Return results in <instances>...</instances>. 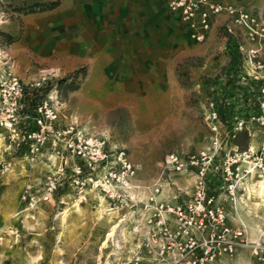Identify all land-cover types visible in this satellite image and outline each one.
<instances>
[{"label":"rangeland","instance_id":"obj_1","mask_svg":"<svg viewBox=\"0 0 264 264\" xmlns=\"http://www.w3.org/2000/svg\"><path fill=\"white\" fill-rule=\"evenodd\" d=\"M234 1L264 11V0ZM52 2L58 3L52 10L33 7ZM164 3L0 0V79L12 72L24 92L50 86L45 97L57 96L61 123L75 120L111 148L124 150L137 167V185L172 182L163 199L175 194V202L188 200L182 192H190L196 174L195 168L184 174L165 171L166 157L206 153L209 194L221 189L230 201L229 185L237 192L236 206L231 202L236 217L226 214L225 220L243 228L236 249L249 255L247 264H264V195L255 191L264 174L254 169L264 147V83L251 92L234 86L238 75L258 74L264 67H229L221 36L212 43L214 53L198 55L195 45L204 42L189 39ZM257 60L264 66V46ZM42 76L47 83L31 87ZM235 93L249 100L230 99ZM211 105L218 113L214 123ZM56 151L48 142L30 162L21 136L12 138L0 126V264H139L140 239L133 231L138 206L107 202L95 192L78 204L69 160L65 165L67 156ZM231 161L226 181L221 177ZM61 169L60 186L43 201L47 177ZM135 196L142 202L145 194Z\"/></svg>","mask_w":264,"mask_h":264},{"label":"built area","instance_id":"obj_2","mask_svg":"<svg viewBox=\"0 0 264 264\" xmlns=\"http://www.w3.org/2000/svg\"><path fill=\"white\" fill-rule=\"evenodd\" d=\"M165 9L187 30L189 39L197 43L205 41L212 17L225 16L224 31L231 37L242 66L255 71L262 67L257 59L264 46V11L225 0H165ZM240 38L248 44V48L239 42ZM250 77L238 75L234 86H245L246 91H253V82L259 77L258 74ZM48 80L42 76L31 87H42ZM260 91L264 96V88ZM23 99V87L9 71L6 78L0 79V106L5 109L4 113L0 112V126L6 128L12 138L21 136L26 145V158L30 162L41 155L48 142L57 149L56 154L61 158L66 155L64 162L67 165L69 160L70 185L76 191L75 201L78 204L85 201L88 192H95L107 202L121 201L125 205L130 203L131 207L138 206L133 231L140 239L141 257L136 259L139 264H213L221 256L233 257L238 240L244 237L243 228L226 226L223 207L208 192L206 165L210 163V158L206 153L186 158L178 154L166 157L165 171L184 174L195 168L196 174L189 193L177 190V193L187 195L188 200L175 202V194L171 199H163L164 193L169 195L166 189L173 185L172 182L163 185L156 181L144 188L137 185L134 182L137 167L129 161L124 150L111 148L106 138L87 133L75 120L61 123L56 95H47L32 113L25 111ZM261 109L264 111V103ZM209 115L213 123L218 121L213 105ZM242 125V121L238 122L234 131ZM213 131L217 133L216 125H213ZM262 151L261 156L254 159V169L264 174ZM232 163L227 164L228 173L222 175L223 180L231 178L229 170ZM62 175L63 169L47 177L43 201H48L55 194ZM136 192H144L142 202L136 199ZM25 194L32 202L28 189ZM228 195L234 205L235 189L231 185Z\"/></svg>","mask_w":264,"mask_h":264},{"label":"crops","instance_id":"obj_3","mask_svg":"<svg viewBox=\"0 0 264 264\" xmlns=\"http://www.w3.org/2000/svg\"><path fill=\"white\" fill-rule=\"evenodd\" d=\"M225 1L227 3L236 4V1H234V0H225ZM237 5H239V4H237ZM242 6H245V5H242ZM245 7H247V6H245ZM164 9H165V3H164ZM170 18L172 20H177L176 17L170 16ZM225 22H226V17L223 16V15H218V16L212 17L210 31L207 34V37H206L204 43L202 45H195L196 46V50H198V53H201V54H198V55L208 56L209 53H214L215 52V48L213 47L214 44H212V43H214V41L217 39L218 36H221L222 41H224V43H223L224 46L225 45L228 46V48L225 49V53L227 54L228 52H231L232 42H231V37L227 36V34L224 31ZM184 31L186 32V34L188 36V32H187V30L185 28H184ZM239 42L243 44L244 48H248L249 47L248 44L246 42H244V40L242 38H240ZM234 49H236V48H234ZM226 50H228V52H226ZM236 53H237V50H236ZM95 56H96V54L93 57H95ZM96 57L97 58L98 57L101 58L102 55L96 56ZM228 63H229V67H231L232 62H231L230 59L228 60ZM238 63L239 64H237V66H234V67L238 68L239 65L241 64V62H238ZM242 67L245 68L244 66H242ZM262 67H264V66H262ZM246 68H245V70H246ZM249 70H252L251 67L249 68ZM262 70H264V69H262ZM246 72H247V75H251L252 76L254 74L253 71H252V73H250V72H248L246 70ZM262 72H264V71H261L260 73H262ZM260 73H258L259 74L258 75L259 80L253 82V85H255V86H257L259 84V81L264 80V75L261 76ZM246 92H248V91H246ZM230 99H234V100H237V101L238 100L242 101V100H249V97H247L244 93H241V94L235 93L233 98H230ZM244 109L247 110L246 108H244ZM249 113H251V110L246 111V113H244V114H249ZM64 124H66V121H64ZM217 180H219V178ZM211 195H214L216 197V199H217L216 203L223 207L225 213L228 214L229 217L235 216V214L233 213V205H232L231 201H229V199L227 198V194L225 192H223L221 189H219L218 191H214V194H211ZM261 195H264V193L259 194L260 197H262ZM236 196H237V192H235V206H236V203H237ZM234 220L236 221V219H234ZM226 226H228L230 228H238L237 223L232 225V223L230 222L229 219L226 221ZM248 261H249V255L248 254L244 255L243 253H239V251L236 249L232 258H229L227 256H221L213 264H247Z\"/></svg>","mask_w":264,"mask_h":264},{"label":"trees","instance_id":"obj_4","mask_svg":"<svg viewBox=\"0 0 264 264\" xmlns=\"http://www.w3.org/2000/svg\"><path fill=\"white\" fill-rule=\"evenodd\" d=\"M57 5H58L57 2H52L48 4H39L33 7H36L34 8V9H37L36 11L42 12V11L55 9ZM30 11H35V10L31 8ZM231 48L232 49H231V52H229V56L232 62L231 67L233 68L234 66L238 64V62H240V60H239L238 54L236 53V49H234L235 46H232ZM259 83H264V82H259ZM63 85H64V81L62 80L59 82L58 88L60 89ZM50 88H51L50 86H47L45 88H38V89H32L31 91H25L24 99H23L25 111L28 113H32L33 110L37 107V105L41 102V100L45 97V95L49 92Z\"/></svg>","mask_w":264,"mask_h":264},{"label":"bare ground","instance_id":"obj_5","mask_svg":"<svg viewBox=\"0 0 264 264\" xmlns=\"http://www.w3.org/2000/svg\"><path fill=\"white\" fill-rule=\"evenodd\" d=\"M251 168V165H250ZM257 191L259 194L264 193V181L258 182V189L255 190ZM248 192H250V190L248 189ZM262 196V195H261ZM105 211V210H104ZM104 213V212H103ZM113 229H115V227H112ZM111 234H108V236H110Z\"/></svg>","mask_w":264,"mask_h":264}]
</instances>
